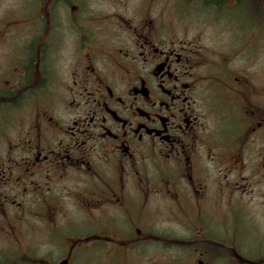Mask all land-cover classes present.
Listing matches in <instances>:
<instances>
[{
    "label": "flooded vegetation",
    "instance_id": "af4514ba",
    "mask_svg": "<svg viewBox=\"0 0 264 264\" xmlns=\"http://www.w3.org/2000/svg\"><path fill=\"white\" fill-rule=\"evenodd\" d=\"M0 0V264H264V0Z\"/></svg>",
    "mask_w": 264,
    "mask_h": 264
},
{
    "label": "rangeland",
    "instance_id": "374dc122",
    "mask_svg": "<svg viewBox=\"0 0 264 264\" xmlns=\"http://www.w3.org/2000/svg\"><path fill=\"white\" fill-rule=\"evenodd\" d=\"M11 0H6L7 4L10 3ZM15 0H12V3H14ZM116 1V5H119L121 7L122 13L124 15L127 14V11L143 4L142 0H115ZM162 0H158V3H161ZM105 3V7L108 10H113V6H114V2L113 0H96V4L101 7L102 4Z\"/></svg>",
    "mask_w": 264,
    "mask_h": 264
}]
</instances>
